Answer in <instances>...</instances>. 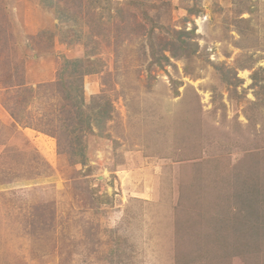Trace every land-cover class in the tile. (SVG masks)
<instances>
[{"label": "rangeland", "instance_id": "374dc122", "mask_svg": "<svg viewBox=\"0 0 264 264\" xmlns=\"http://www.w3.org/2000/svg\"><path fill=\"white\" fill-rule=\"evenodd\" d=\"M0 107V264H264V0H0Z\"/></svg>", "mask_w": 264, "mask_h": 264}, {"label": "crops", "instance_id": "0c3cea01", "mask_svg": "<svg viewBox=\"0 0 264 264\" xmlns=\"http://www.w3.org/2000/svg\"><path fill=\"white\" fill-rule=\"evenodd\" d=\"M0 119L5 123V124H14L16 123L13 118L6 112H4L3 109H1L0 107ZM22 131H26V130H22Z\"/></svg>", "mask_w": 264, "mask_h": 264}, {"label": "trees", "instance_id": "16d2710c", "mask_svg": "<svg viewBox=\"0 0 264 264\" xmlns=\"http://www.w3.org/2000/svg\"><path fill=\"white\" fill-rule=\"evenodd\" d=\"M78 63L79 62H77V61H74V63H71V61H69V60H66V63H65V66H69L70 64H76V65H78ZM33 90V89H32ZM9 112V111H8ZM10 113V116L13 118V119H15L14 118V114L10 111L9 112Z\"/></svg>", "mask_w": 264, "mask_h": 264}]
</instances>
